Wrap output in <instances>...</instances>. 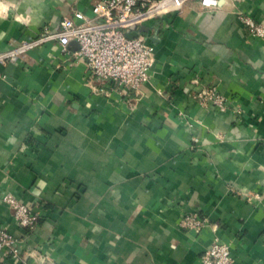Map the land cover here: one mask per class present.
I'll return each instance as SVG.
<instances>
[{"label":"crops","instance_id":"obj_1","mask_svg":"<svg viewBox=\"0 0 264 264\" xmlns=\"http://www.w3.org/2000/svg\"><path fill=\"white\" fill-rule=\"evenodd\" d=\"M99 0H3L0 52L55 32ZM264 0H198L146 24L151 77L124 95L57 41L0 65V264H202L216 237L264 264ZM215 87L225 111L197 99ZM40 214L29 232L4 201ZM260 193V199L250 197ZM184 213L209 218L201 233Z\"/></svg>","mask_w":264,"mask_h":264},{"label":"built area","instance_id":"obj_2","mask_svg":"<svg viewBox=\"0 0 264 264\" xmlns=\"http://www.w3.org/2000/svg\"><path fill=\"white\" fill-rule=\"evenodd\" d=\"M194 0H99L93 5V16L76 11L61 22L58 31L46 29L40 36L26 40L19 46L0 52V65L16 62L23 53L57 41L63 51L70 53L73 42L78 43L74 56L84 61L88 71L102 79L108 87L127 95L140 91L149 82L155 56L154 38L149 39L140 33L129 37L128 33L140 31L147 23L158 21L166 15L179 13ZM200 5L214 11L219 8L220 0H198ZM241 19L253 35L264 37V23H259L247 15ZM197 99L205 107L225 111L228 103L215 87H204L197 92ZM260 193L250 200L260 199ZM4 201L13 210V215L22 228L35 231L40 223V214L32 206L24 203L12 193H6ZM181 225L201 233L210 220L198 213H184ZM0 254L20 257L17 239L0 227ZM202 264H234L231 246L215 238L212 246L203 253Z\"/></svg>","mask_w":264,"mask_h":264},{"label":"water","instance_id":"obj_3","mask_svg":"<svg viewBox=\"0 0 264 264\" xmlns=\"http://www.w3.org/2000/svg\"><path fill=\"white\" fill-rule=\"evenodd\" d=\"M145 30H147V29H146V27L143 26V27L140 29V31H135V32H130V33H128V36H129V37H136V36H138L140 33L144 32ZM153 38H154V37H153ZM72 44L78 47V43L73 42Z\"/></svg>","mask_w":264,"mask_h":264},{"label":"clouds","instance_id":"obj_4","mask_svg":"<svg viewBox=\"0 0 264 264\" xmlns=\"http://www.w3.org/2000/svg\"><path fill=\"white\" fill-rule=\"evenodd\" d=\"M6 10V6L3 3V0H0V11Z\"/></svg>","mask_w":264,"mask_h":264}]
</instances>
